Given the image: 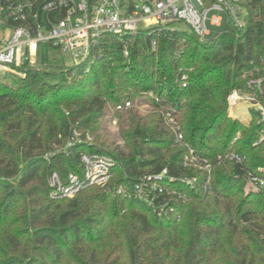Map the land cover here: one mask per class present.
Here are the masks:
<instances>
[{
  "label": "trees",
  "instance_id": "trees-1",
  "mask_svg": "<svg viewBox=\"0 0 264 264\" xmlns=\"http://www.w3.org/2000/svg\"><path fill=\"white\" fill-rule=\"evenodd\" d=\"M171 23L101 33L84 62L56 73L28 63L22 75L0 73V264H264V190L247 178L264 166V138L254 144L264 122L229 117L226 102L264 54V28L249 22L204 41ZM126 100L133 106L116 114L120 151L102 125L105 109ZM161 108L211 163L210 192L203 172L182 165ZM73 130L91 141H73ZM226 151L242 162H218ZM82 152L115 159L109 185L51 199L49 174L79 172ZM162 169L186 200L167 198L161 213L116 191Z\"/></svg>",
  "mask_w": 264,
  "mask_h": 264
},
{
  "label": "built area",
  "instance_id": "built-area-1",
  "mask_svg": "<svg viewBox=\"0 0 264 264\" xmlns=\"http://www.w3.org/2000/svg\"><path fill=\"white\" fill-rule=\"evenodd\" d=\"M170 22L185 23L199 38L209 34L208 24L219 27L224 22L230 26V31L235 32L244 30L249 22H256L264 28V0H0V73L22 75L20 67L25 63L32 64L38 51L47 47L57 48L68 54L73 64H80L88 57L92 41L101 33L133 34L140 31L141 24L162 27ZM242 77L243 87L233 88L227 94L228 116L248 124L254 114L259 122H264V54L251 63ZM181 79L184 80L185 75ZM240 103L246 106L247 118L230 112ZM132 106L129 100L115 104L110 108V121L115 124L116 114ZM160 114L171 129L174 142L184 149L182 165L203 172L202 189L210 192L211 163L195 153L184 140L170 109L161 108ZM71 138L73 141L90 140L88 133L81 138L77 130H73ZM236 138L237 135L234 140ZM263 138L260 131L254 144ZM79 160V172H68L64 176L55 171L49 174L47 184L51 199L72 197L91 185H109L116 166L111 155L82 152ZM216 160L239 164L242 157L234 151H226L218 154ZM247 178L255 187L264 190V166L257 167L255 172H247ZM169 181L174 180L167 179V171L162 169L139 177L132 183L130 192L121 187L116 191L148 205L152 212L161 213L167 198L174 202L186 200L183 193L168 186ZM192 181L194 178L184 179L187 184ZM160 199L162 202L157 205L156 201Z\"/></svg>",
  "mask_w": 264,
  "mask_h": 264
},
{
  "label": "rangeland",
  "instance_id": "rangeland-1",
  "mask_svg": "<svg viewBox=\"0 0 264 264\" xmlns=\"http://www.w3.org/2000/svg\"><path fill=\"white\" fill-rule=\"evenodd\" d=\"M172 26H174L176 29H182L187 32H190V28L182 22H173L171 23ZM154 26H144L143 24L139 25V29L144 31V32H149ZM207 28L209 30V34L205 35L204 37L200 38L204 41H209L211 39L216 38L219 34L228 32L230 31V26L226 23H222L221 26H211L207 25ZM2 33V32H1ZM72 61L70 59V56L66 53L61 52L57 48L54 47H47L43 50V57L40 55L38 51V56L34 58V61L32 65H42L44 66L49 72L51 73H56L58 72V68L62 66H68L71 65ZM56 78L54 76H50L47 78L49 81H54ZM110 108L111 106L107 107L105 109L104 113V119H103V125H102V132L104 137L113 143L114 146L117 147L118 150L123 151L124 150V145L122 140L119 137V121L116 116V123L113 124L110 121L109 118V113H110ZM136 108L139 110L141 113H146L150 110L149 106L141 105L140 107ZM231 114L237 116V117H242V118H247L248 113L246 106L242 103L238 104L237 106L233 107L230 110ZM91 141V137L90 140Z\"/></svg>",
  "mask_w": 264,
  "mask_h": 264
},
{
  "label": "crops",
  "instance_id": "crops-1",
  "mask_svg": "<svg viewBox=\"0 0 264 264\" xmlns=\"http://www.w3.org/2000/svg\"><path fill=\"white\" fill-rule=\"evenodd\" d=\"M1 34H2V33H1V31H0V36H1Z\"/></svg>",
  "mask_w": 264,
  "mask_h": 264
}]
</instances>
